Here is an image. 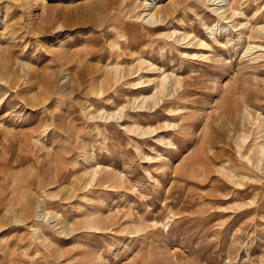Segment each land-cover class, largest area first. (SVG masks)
<instances>
[{"label":"rangeland","instance_id":"rangeland-1","mask_svg":"<svg viewBox=\"0 0 264 264\" xmlns=\"http://www.w3.org/2000/svg\"><path fill=\"white\" fill-rule=\"evenodd\" d=\"M0 264H264V0H0Z\"/></svg>","mask_w":264,"mask_h":264},{"label":"bare ground","instance_id":"bare-ground-1","mask_svg":"<svg viewBox=\"0 0 264 264\" xmlns=\"http://www.w3.org/2000/svg\"><path fill=\"white\" fill-rule=\"evenodd\" d=\"M154 2V1H153ZM152 2V3H153ZM151 4V3H150ZM173 4V3H172ZM150 7V6H149ZM153 8L151 9L152 10V13H149L148 14V17H149V20L150 21H155V22H158V16L160 15V14H164V13H166V12H169V11H172V10H170V6H167V7H154V6H152ZM173 7V6H172ZM172 7H171V9H172ZM221 9V8H220ZM224 13V12H223ZM167 14H169V13H167ZM164 15H166V14H164ZM167 16V15H166ZM152 22V23H153ZM151 24V23H150ZM4 29V28H3ZM2 29V30H3ZM6 31V29H4V31H3V33ZM3 33H1V34H3ZM165 80V79H164ZM164 84V83H163ZM161 85H162V83H161ZM163 86V85H162Z\"/></svg>","mask_w":264,"mask_h":264}]
</instances>
